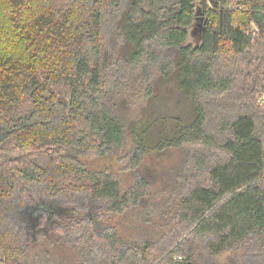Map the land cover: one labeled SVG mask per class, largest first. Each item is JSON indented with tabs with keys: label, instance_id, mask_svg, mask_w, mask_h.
Segmentation results:
<instances>
[{
	"label": "trees",
	"instance_id": "1",
	"mask_svg": "<svg viewBox=\"0 0 264 264\" xmlns=\"http://www.w3.org/2000/svg\"><path fill=\"white\" fill-rule=\"evenodd\" d=\"M230 1L0 0L4 264H63L32 255L21 212L42 202L74 212L33 237L71 264H264V0ZM170 85L186 108L146 111ZM165 153L174 186L152 216L144 165ZM115 157L130 187L85 165ZM128 215L145 225H103Z\"/></svg>",
	"mask_w": 264,
	"mask_h": 264
},
{
	"label": "rangeland",
	"instance_id": "2",
	"mask_svg": "<svg viewBox=\"0 0 264 264\" xmlns=\"http://www.w3.org/2000/svg\"><path fill=\"white\" fill-rule=\"evenodd\" d=\"M243 0H231L230 1V8L235 9V7L241 10L238 2ZM200 2H196V5L199 6ZM198 10L201 12V6L198 7ZM202 32L203 28L201 23L196 24L189 32V37L187 39L186 45H191L193 47L200 46L202 43ZM130 93V92H129ZM179 96L174 87L166 86L162 88L156 97V100L149 106L146 107V111L148 112H157L161 115L168 116V115H176L179 113L180 110L186 108V104L179 103ZM258 102L260 104L264 103L263 95L261 94L258 97ZM180 104V105H179ZM177 163V157L174 153L169 154L165 153L158 157L152 158L145 162L144 170L146 171L148 177L150 178V194L148 199V209L152 212V216L157 213L160 209V202L165 199V196L169 195L168 192L169 187L174 186L175 181V166ZM86 168L90 171H105L108 170L113 175L119 177L121 181L122 188H127L132 185L133 177L128 172H123L122 167L123 164L119 162V160L115 158H103V159H94L93 161H85ZM85 180L81 182L72 181L75 185L83 184ZM61 185V184H60ZM49 206L52 204H47L42 202L36 210L35 217L30 214L29 210H25L21 212V221L24 223L25 226H29L30 232V239L32 240V244L34 245L37 240L40 242L35 246L32 251V255H42L47 254L52 257L50 260L57 261L58 263L63 264H71L76 260V256H72L71 253L75 252L73 248H65L62 245L52 243L47 240V237L44 235L45 232H42L36 240H34V236L37 235L36 232L37 227H41L43 231H45L49 226L55 224V222H59L64 220L65 218L71 217V214L74 212L64 207L53 206L51 209H48ZM47 207V208H46ZM43 208V209H41ZM46 208V209H45ZM41 209V210H40ZM45 209V210H44ZM82 212L86 213L87 210H83ZM45 215V223L40 225V220ZM48 216V219H47ZM94 218V215H92ZM80 219H85L86 217L81 216ZM111 223L112 225L116 226V229L122 234L124 233L126 227L130 225H135L139 223L141 226L145 225L143 219L139 217L131 218L130 215L126 216L125 218H114L112 220H104L103 225H108ZM102 225V224H101ZM102 225V226H103ZM57 240V239H56ZM228 256L225 254L221 258L218 259L217 264H222L225 262V259ZM201 261L203 264L207 263V257L202 254ZM79 260V259H78ZM0 264H4V253L0 251ZM200 264V263H198Z\"/></svg>",
	"mask_w": 264,
	"mask_h": 264
},
{
	"label": "water",
	"instance_id": "3",
	"mask_svg": "<svg viewBox=\"0 0 264 264\" xmlns=\"http://www.w3.org/2000/svg\"><path fill=\"white\" fill-rule=\"evenodd\" d=\"M37 209L35 208L34 211H36Z\"/></svg>",
	"mask_w": 264,
	"mask_h": 264
}]
</instances>
